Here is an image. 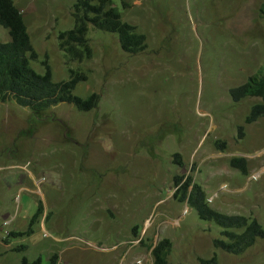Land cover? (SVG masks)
Returning a JSON list of instances; mask_svg holds the SVG:
<instances>
[{
	"label": "rangeland",
	"instance_id": "obj_1",
	"mask_svg": "<svg viewBox=\"0 0 264 264\" xmlns=\"http://www.w3.org/2000/svg\"><path fill=\"white\" fill-rule=\"evenodd\" d=\"M11 1L36 53L30 67H48L54 82L81 72L73 94L99 103L32 113L0 102V264L53 254L60 264H152L163 238L171 264H264V239L225 253L213 246L222 229L173 197L174 177L189 176L212 209L264 228V118L245 124L259 99L229 95L263 65L264 0H111L147 47L128 55L89 26L81 60L58 47L76 0Z\"/></svg>",
	"mask_w": 264,
	"mask_h": 264
},
{
	"label": "trees",
	"instance_id": "obj_2",
	"mask_svg": "<svg viewBox=\"0 0 264 264\" xmlns=\"http://www.w3.org/2000/svg\"><path fill=\"white\" fill-rule=\"evenodd\" d=\"M260 17L264 18V2L259 7ZM73 28L58 34V47L73 59L81 60L91 57L88 44L89 26L110 34H115L122 51L128 55H136L145 51L146 38L136 28L121 20L120 13L111 0H76L72 7ZM0 25L8 31L10 41L0 42V102H13L32 113L46 111L58 104L65 103L79 111H91L97 108L99 96L95 93L83 99L73 94L80 81L86 76L79 71L70 70L69 79L54 82L48 67L44 74L36 73L30 67V61L36 58L31 46L21 12L11 0H0ZM233 102L246 97H255L259 102L254 104L247 116L245 124H251L264 118V62L247 80L229 89ZM242 128H239L241 131ZM224 148V143L220 145ZM178 161L179 156H174ZM246 161L241 157L229 160L231 168L238 169L243 175ZM173 186L176 188L173 197L194 209L201 220L213 222L222 229L220 239L213 241V246L231 255H240L251 248L258 239H264V228L255 218L244 215H228L212 209L203 188L191 177L175 176ZM41 207L32 218L38 217ZM12 236L20 235L12 233ZM171 250V242L167 238L156 242L150 251L152 264H171L167 256ZM199 260L201 264L214 262ZM21 264H60L58 256L53 254L46 263L39 257L32 262L23 258Z\"/></svg>",
	"mask_w": 264,
	"mask_h": 264
}]
</instances>
